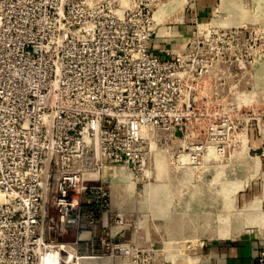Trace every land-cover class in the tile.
Segmentation results:
<instances>
[{
    "label": "built area",
    "instance_id": "built-area-1",
    "mask_svg": "<svg viewBox=\"0 0 264 264\" xmlns=\"http://www.w3.org/2000/svg\"><path fill=\"white\" fill-rule=\"evenodd\" d=\"M165 1L0 0V264L128 255L109 238L121 224L110 184L134 178L151 194L158 154L195 181L229 137L231 115L197 103L198 48L152 44ZM156 255L132 241V264L168 263Z\"/></svg>",
    "mask_w": 264,
    "mask_h": 264
},
{
    "label": "rangeland",
    "instance_id": "rangeland-1",
    "mask_svg": "<svg viewBox=\"0 0 264 264\" xmlns=\"http://www.w3.org/2000/svg\"><path fill=\"white\" fill-rule=\"evenodd\" d=\"M164 3L156 10L159 33L152 44L198 48L193 62L205 65L207 72L198 84L204 97L197 103L217 113L228 112L233 130L226 144L217 137L215 155L210 148L211 154L194 171L195 181L191 173L174 168L158 154L160 182L152 184L151 194L143 191L145 181L134 178L110 184L113 215L120 216L121 224L109 230V238L127 243L129 254L105 264H132V241L138 251L151 249L160 263H178L195 245L216 240L218 218L227 214L231 220L227 228L234 236L264 235V0H195L197 11L208 8L197 22L190 11L186 13L190 0ZM239 114H245L247 127ZM226 203L233 211L224 210ZM180 207L189 211L188 223L178 221L184 214L178 212ZM73 239L70 234L65 241Z\"/></svg>",
    "mask_w": 264,
    "mask_h": 264
},
{
    "label": "crops",
    "instance_id": "crops-1",
    "mask_svg": "<svg viewBox=\"0 0 264 264\" xmlns=\"http://www.w3.org/2000/svg\"><path fill=\"white\" fill-rule=\"evenodd\" d=\"M194 7L195 5L190 11L191 16L196 14L199 20H202V16L205 14L204 11L208 8L202 6V8H199L197 11ZM262 167L264 169V164ZM251 187L253 188L254 186L251 185ZM249 191L251 190L249 189ZM244 193H241V197L244 196ZM263 194L264 188H262L261 191V195ZM257 202L260 206L262 200ZM263 239L264 235L257 234L256 236L236 237L235 239L225 241L213 240L204 242V245L198 248L195 258H191V260L183 259L178 263L168 262L165 264H260L258 257L260 244ZM101 264H105V262Z\"/></svg>",
    "mask_w": 264,
    "mask_h": 264
},
{
    "label": "bare ground",
    "instance_id": "bare-ground-1",
    "mask_svg": "<svg viewBox=\"0 0 264 264\" xmlns=\"http://www.w3.org/2000/svg\"><path fill=\"white\" fill-rule=\"evenodd\" d=\"M229 1H231V0H229ZM234 3H236V2H234ZM232 13H234V12H232ZM264 14V13H263ZM218 19V18H217ZM165 200V199H164ZM220 201V200H219ZM219 205H220V203H219ZM218 205V206H219ZM187 206H189V205H187ZM217 206V207H218ZM201 207H203V206H201ZM230 207H231V209H232V207H233V205H228L227 203H226V208L224 209L225 211H230L231 209H230ZM185 208H181L180 207V209H179V211L178 212H180V214H181V212L182 213H184L183 214V216H182V218H179L178 219V221L179 222H189V219H188V210L186 209V210H184ZM199 210V209H198ZM202 210V209H201ZM207 210V209H206ZM213 210H214V208H213ZM209 211V210H208ZM215 211V210H214ZM231 211H233V210H231ZM216 212H218V211H216ZM194 213V212H193ZM199 213H201V212H199ZM195 214H198V213H195ZM194 214V215H195ZM214 214V213H213ZM202 215H203V213H202ZM206 215V214H205ZM239 215V214H238ZM212 216V215H211ZM213 217V216H212ZM196 218V217H195ZM194 218V219H195ZM229 218V216H228V214H227V216H220L219 218H218V221H219V224L218 225H216V227L215 228H217V231L215 232L216 233V235H215V238H216V241L217 240H220V241H225V240H231V239H235V238H233V237H236V236H234V234H231V232L229 231V229L227 228V221L228 220H230V218ZM239 218H241V217H239ZM193 218L191 219L192 221L194 220ZM198 220H199V218H198ZM212 220H214V219H212ZM234 220V219H233ZM231 221V220H230ZM193 222H195V221H193ZM205 222H206V220H205ZM216 222V221H215ZM221 222H223V223H221ZM235 222H237V221H235ZM203 223V222H202ZM230 223V222H229ZM209 225V224H208ZM183 226H185V223H184V225H182V227ZM188 226V225H187ZM212 226H214V224L212 225ZM212 226L209 228V229H211L212 228ZM235 226V225H234ZM186 227V226H185ZM190 227H192V226H190ZM195 227H196V225H195ZM199 227V226H198ZM205 228L207 227V226H204ZM184 228V227H183ZM203 228V227H202ZM185 229V228H184ZM183 229V230H184ZM188 229V228H187ZM208 229V228H207ZM231 229V228H230ZM186 230V229H185ZM190 230V229H189ZM199 230V229H198ZM205 230V229H204ZM212 230H213V228H212ZM214 231V230H213ZM212 232V231H211ZM234 232V231H233ZM206 234V233H205ZM209 234V233H208ZM207 234V235H208ZM193 235V234H192ZM214 235V234H213ZM210 236V235H209Z\"/></svg>",
    "mask_w": 264,
    "mask_h": 264
}]
</instances>
